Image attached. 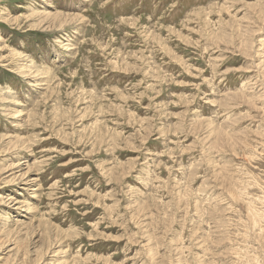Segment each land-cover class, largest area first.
Listing matches in <instances>:
<instances>
[{
	"label": "rangeland",
	"instance_id": "rangeland-1",
	"mask_svg": "<svg viewBox=\"0 0 264 264\" xmlns=\"http://www.w3.org/2000/svg\"><path fill=\"white\" fill-rule=\"evenodd\" d=\"M0 149V264H264V0H0Z\"/></svg>",
	"mask_w": 264,
	"mask_h": 264
},
{
	"label": "bare ground",
	"instance_id": "bare-ground-1",
	"mask_svg": "<svg viewBox=\"0 0 264 264\" xmlns=\"http://www.w3.org/2000/svg\"><path fill=\"white\" fill-rule=\"evenodd\" d=\"M46 3H47V2H46ZM55 24H56V23H55ZM137 30H138V29H137ZM229 32H230V31H229ZM220 37H221V36H220ZM223 38H224V37H223ZM216 39H217V37H216ZM22 56H23V55H22ZM218 59H219V58H218ZM0 150H1V149H0ZM46 254H47V253H46ZM49 254H50V253H49ZM49 254H48V255H49Z\"/></svg>",
	"mask_w": 264,
	"mask_h": 264
}]
</instances>
